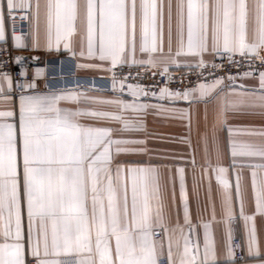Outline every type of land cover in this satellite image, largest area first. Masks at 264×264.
<instances>
[{
	"label": "snow or ice",
	"instance_id": "1",
	"mask_svg": "<svg viewBox=\"0 0 264 264\" xmlns=\"http://www.w3.org/2000/svg\"><path fill=\"white\" fill-rule=\"evenodd\" d=\"M7 7H17L15 0H7ZM168 44L164 46L165 0H46L47 47L63 42L72 51V37L76 23L83 18L86 31L87 59L117 65L155 67L175 63L174 57L197 58L195 65L206 68L205 55H227L229 62L239 54L255 57L264 63V0H176L178 16V46L172 47L173 0H167ZM39 23L40 4H36ZM140 36L137 41V12ZM187 19V40L184 39V19ZM4 29L0 22V40ZM16 47H23L21 37H14ZM38 36L33 47L38 48ZM147 59L137 60V53ZM75 55V52H73ZM23 60L17 57L19 64ZM88 64L81 67H99ZM213 68L220 65L213 64ZM111 70V68L109 69ZM168 68H164L167 72ZM41 70H37L39 75ZM163 74V73H161ZM21 76L26 75L22 66ZM244 78L253 75L243 74ZM170 79V77H169ZM223 77L211 84L199 83L175 93L160 90V99H182L205 104H219L217 123L227 127V113L260 109L264 115V71L259 72L258 88L230 93L217 92ZM235 81L236 77H228ZM0 81V99H11L12 80L4 74ZM116 90L117 78H112ZM29 88L34 84L27 85ZM123 85H121L122 90ZM133 97L147 96L139 86L129 85ZM243 87V86H241ZM235 94L238 100L229 97ZM153 95H155L153 93ZM61 101L110 105L116 112L61 108ZM149 108L158 109L166 118L187 119L191 130L190 111L167 109L163 105L128 103L119 97L101 99L86 92L49 91L45 94L19 97V128L7 122L14 112L0 111V264H216L215 244L210 223L203 225L204 251L191 238V225L185 169L178 168L180 200L183 206V225H173L167 207V183L154 167L131 166L118 159L121 155H135L146 151L144 139L114 138L112 128L86 126L80 117L118 122L120 133L145 131L144 117ZM131 112L128 116L125 113ZM215 125L213 131L215 132ZM233 167L237 158L258 159L259 163L241 164L252 168V191L255 209L245 212L242 174L237 173L233 185L225 177L226 169L218 167L216 181L221 188L222 219L216 221L215 205L212 221L223 223L227 255L232 258L233 221L237 219L234 201H239V219L247 232V248L251 255H260L255 219L264 216V130L227 128ZM259 136L258 143H245L239 135ZM206 142V137H205ZM207 163V162H206ZM193 167L196 162L193 156ZM259 170V173L258 171ZM207 174L208 169H204ZM172 199L175 202V178H172ZM198 182L193 176V191ZM211 187L209 185V192ZM187 228V232L185 231Z\"/></svg>",
	"mask_w": 264,
	"mask_h": 264
},
{
	"label": "crops",
	"instance_id": "2",
	"mask_svg": "<svg viewBox=\"0 0 264 264\" xmlns=\"http://www.w3.org/2000/svg\"><path fill=\"white\" fill-rule=\"evenodd\" d=\"M40 4L39 23L36 17V4ZM46 0H15L17 7L9 10L7 0H0V22L4 29V39L0 42L9 40L14 48V59L22 57L23 60L19 64L30 63L40 64L45 68L46 77L42 86L38 90L22 93L23 95L45 94L49 91L63 92H86L87 95L101 99H115L119 97L121 100L128 103H147L149 105H163L167 109H177L190 111L192 115L191 130L188 127L187 119L166 118L160 114L158 109L149 108L147 115L144 117L145 131L120 133L118 130L120 124L118 122L106 119H95L91 117H80L79 123L93 127H107L114 129V138H132L144 139L147 144L143 147L146 151L135 155H121L119 160L138 167H154L157 168L164 181L167 183V207L173 225L177 222L183 225V206L180 200L179 179L177 175L178 168L185 169L186 190L189 204V214L191 225L194 231L191 233V238L200 244V252L204 251V232L203 225L210 223L209 229L211 238L215 244L217 255L216 264H264V216L257 215L255 219L257 229V239L261 249L260 255H251L247 248V232L244 227V222L239 219V201H234V211L237 219L233 221L231 227L233 229V245L234 239L242 240L246 261L239 263L235 260L234 255L229 258L227 248L225 246V227L223 223H218L222 219L220 193L221 188L216 181V172L213 169L222 167L226 169L225 177L230 184L234 185L237 173L242 174V189L244 192L245 212L252 215L255 209V198L252 191V168H241V164L259 163L258 159L237 158L235 167H233V157L231 155L230 140L233 138L229 135L227 128L234 130H264V115L259 114L260 109L241 110L240 112L227 113V127H221L217 123V114L219 111L218 102L214 101L207 104V119H205V104L197 101H186L182 99L170 100L167 95L164 99L151 97L149 95H140L133 97L130 91H123L120 88L119 82L116 84V90H113L112 83V67L107 62H100L98 59H87L80 55L81 46L86 52L87 40L83 18L76 23V34L72 37V51L66 50L61 43L59 49L55 47V20H53V47H47V19L45 15ZM167 0H165L164 11V46L167 50L168 44V18H167ZM28 10L30 12V28L26 37L22 35H10L8 20L6 13L16 10ZM178 16L176 11V0H173L172 9V47L175 53L178 46ZM21 37L23 47H16L14 37ZM38 36L40 46L33 47V39ZM140 36V21L139 10L137 12V41ZM184 39L187 40V19L185 14L184 19ZM75 52V55H73ZM264 56V52H261ZM217 56L206 54L204 59L206 63L213 62ZM137 60L147 59L146 56H141L139 52L136 56ZM175 63L157 64L155 67L168 70L191 68L186 65H195L198 63L197 58L191 56L174 57ZM17 63V62H16ZM96 64L99 67H81V65ZM111 68V70H109ZM3 76V75H0ZM9 76V75H8ZM10 77V76H9ZM11 78V77H10ZM258 77L250 76L244 78H236L235 81H224L219 86L217 92L230 93L234 88L237 92L245 89L258 88ZM211 84V83H210ZM7 90V83L0 81ZM243 86V87H241ZM171 92V91H170ZM175 93V92H173ZM11 88V99H0V111H13L14 116L7 118V122L16 124L17 131L19 128V97ZM232 100H238L239 97L232 94ZM61 108L75 111L78 107L81 110H98L116 112L117 109L110 105L81 103L75 104L72 101H61ZM125 115L131 116L128 112ZM215 127V132L213 128ZM206 137V142H205ZM236 139L245 143H258L259 136L239 135ZM195 158L196 166L193 167L192 160ZM207 162V163H206ZM207 168V174L204 169ZM259 173V170H257ZM195 175L198 182L197 192L193 191V176ZM172 178H175V202L172 199ZM209 185L211 191L209 192ZM215 205L216 221H212V209ZM187 232V228H185Z\"/></svg>",
	"mask_w": 264,
	"mask_h": 264
},
{
	"label": "built area",
	"instance_id": "3",
	"mask_svg": "<svg viewBox=\"0 0 264 264\" xmlns=\"http://www.w3.org/2000/svg\"><path fill=\"white\" fill-rule=\"evenodd\" d=\"M10 35L27 36L30 28V12L28 10H16L6 13ZM208 67L173 69L164 72V69L156 67H141L139 65L129 66L127 64L117 65L112 68L111 76H116L120 88L129 91V85L139 86L151 97L160 96V90L167 88L171 92L183 91L186 88L196 87L201 82L212 83L216 78L223 77L224 81H231L228 77L240 78L246 72L253 73L258 77L259 72L264 71V63L255 57H243L236 54L229 62L228 56H217L213 62L206 63ZM220 65L213 68L212 65ZM24 67L26 75L21 76V68ZM41 70L37 75V70ZM163 73V74H161ZM7 74L11 77L13 92L16 95L38 90L46 77L45 68L40 64H18L14 59V48L11 41L0 42V75ZM170 77V79H169ZM34 84L29 88L27 85ZM153 93L155 95H153ZM234 251L236 262L246 261L244 246L240 238L234 239Z\"/></svg>",
	"mask_w": 264,
	"mask_h": 264
}]
</instances>
